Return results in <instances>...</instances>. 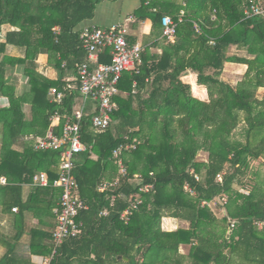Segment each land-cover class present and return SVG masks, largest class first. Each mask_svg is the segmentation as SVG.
<instances>
[{"label":"trees","instance_id":"16d2710c","mask_svg":"<svg viewBox=\"0 0 264 264\" xmlns=\"http://www.w3.org/2000/svg\"><path fill=\"white\" fill-rule=\"evenodd\" d=\"M103 1L0 0V37L4 26L12 29L0 40V98L9 100V105H0V178L8 180L7 186H0V205L22 228L6 241L8 251L0 264H34L14 246L27 232L31 214L39 219V228L30 231V254L46 258L53 252V210L61 190L32 187L25 199L24 186L40 173L56 180L61 152L37 151L35 141L18 148L17 142L45 137L56 113L61 120L53 131L62 134L65 116L73 114L79 98L63 75L66 70L78 74V67L88 61L78 28L94 18ZM250 4L173 0L161 3L154 13V5L143 1L135 11L138 21H152V48L162 54L152 56L150 48H144L140 73L124 74L108 130L95 132L92 115L84 118L82 142L87 149L77 156L74 176L88 210L78 217L83 224L79 236L58 249L52 264H187V259L191 264H264V230L256 226L264 221V190L249 196L235 189L250 159L264 160V93H259L264 90V19L245 16ZM167 14L177 24L174 42L160 40ZM9 46L15 55L8 54ZM41 55L58 71L57 80L38 70ZM111 60L109 50L100 57L103 64ZM228 63L247 66L237 86L222 80ZM9 68L17 69L25 90L9 83ZM190 72L199 86L207 87L209 102L195 98L192 85L184 82ZM52 89L65 94L62 104L51 101ZM194 92L200 95L198 87ZM26 105L31 107L30 118ZM242 125L243 141L235 137ZM120 146H131L121 155L128 171L124 178L114 157ZM202 152L206 161L198 159ZM106 180L118 185L102 193L99 187ZM141 181L155 188L142 194L143 204L125 223L121 214ZM221 196L228 204L227 215L219 220L202 203ZM104 211L109 215L102 216ZM166 218L189 227L165 231ZM183 247L189 248L188 255L181 253Z\"/></svg>","mask_w":264,"mask_h":264},{"label":"built area","instance_id":"2783aa9c","mask_svg":"<svg viewBox=\"0 0 264 264\" xmlns=\"http://www.w3.org/2000/svg\"><path fill=\"white\" fill-rule=\"evenodd\" d=\"M250 3V7L245 10V16L247 18L259 17L264 19V0H250ZM183 15L184 12H182ZM162 27L163 38L174 42L177 24L173 18L165 16L162 19ZM195 28L197 32H200L197 25ZM128 36V28L121 23L109 28L88 26L81 30L80 42L82 48L88 53V61L78 67L77 74L84 105L78 111H74L71 116H65L61 136L55 135L53 128H51L45 137L38 139L35 143V150L37 151L61 152L59 177L56 180L51 182L46 173L37 174L33 178V186L35 187H52L62 191L59 204L54 211L57 219L52 240L54 249L42 264H52L58 249L67 240L79 236L82 224L78 222V217L82 211L88 210V206L80 198L79 185L74 176L77 156L87 149L82 142V122L86 116L84 107L88 101L96 105V112L91 118V126L95 132H104L112 126L113 115L118 110L115 98L121 94L119 84L125 73L139 74L143 63L142 53L144 47L138 43L130 44ZM106 50L110 51L111 63H99V58ZM92 65L96 67L93 68ZM51 97L52 102L62 104L65 94L57 89H52ZM54 118L61 119V116L56 113ZM129 148L131 146H121L114 151V157L118 159L120 175L123 178L128 175V171L121 160V155L125 149ZM132 148L135 149V146H132ZM195 178L197 181L200 180L198 175H195ZM217 179L218 182H222L223 175H219ZM0 185L7 186V179L0 178ZM117 185L118 181H105L99 187V191L103 193ZM154 188L153 183H143L141 181L138 193L132 196L129 207L121 214L123 222H130L133 214L143 204L142 194L149 193ZM185 189L194 194L188 185ZM216 201L219 202L215 205L218 207H225L228 204V198L221 196L211 202L204 201L202 206L212 208ZM13 212H18V209L14 208ZM101 215L108 216L109 212L104 211ZM256 226L260 230H264V221L256 222ZM231 228H234V223L231 224Z\"/></svg>","mask_w":264,"mask_h":264},{"label":"crops","instance_id":"0c3cea01","mask_svg":"<svg viewBox=\"0 0 264 264\" xmlns=\"http://www.w3.org/2000/svg\"><path fill=\"white\" fill-rule=\"evenodd\" d=\"M143 1H145L146 3L153 4L154 5L153 6L154 7L153 12L156 13L160 9L161 3H170L173 0H104L101 4H99L97 6L94 18L90 21L84 22L78 28V31L81 32L82 29H84L85 27H88V26H97V27H101V28H109L115 24L121 23V24H124L128 28V31H129L128 39L130 40V42L132 44L138 43V44H141L144 48H150V50H151L150 53L152 56H154L155 54L161 55L162 54L161 49L152 48L153 43L156 42L155 38L153 39V37L151 36L152 29H153L152 21L146 20V21L141 22V21H138L136 17H134L135 11L142 6ZM179 1H181V0H179ZM166 16L173 17L172 14H167ZM10 30H12L11 26H9V25L4 26V30L2 32L3 37H2L1 42L5 41L6 33ZM161 38H163V36L160 37V40H162ZM8 50L13 51V47L9 46ZM48 59L49 58L47 55H41L40 56V58L38 60V65H39L38 70L48 79L57 80L59 77L58 71H56L53 67H51L48 64ZM99 63H101L100 58H99ZM92 67L95 68L96 66L92 65ZM246 71H247V66H245V65L228 63L225 66V73L227 75H226V79H224V80L231 81L233 78H235V77H232L234 74H239L238 76H244ZM20 78H22L21 75H20ZM183 80L185 83L192 85L193 96L195 98L202 100V101H205V102H209V97L207 95V88L205 86H198V84L196 83V76L194 74H192V72L188 73V75L186 77H184ZM63 81L67 83L69 89L79 91V98L75 102L73 112L78 111L79 109H81L83 107L84 100H83V97H82L80 90H79V87H78L79 82H78V76H77L76 72L73 70H66L64 75H63ZM24 87H25V85H24ZM195 87H198V89H199V94H200L199 96L196 95L194 92ZM18 90H20V89H18ZM2 99H4L6 101V103L3 106L9 105L8 98H2ZM95 112H96L95 103L88 101L84 107V114L86 116L87 115H94ZM60 120L61 119H55L54 117L52 118L53 130H54V128L59 127ZM38 139H41V138H38ZM20 140H23L24 143L31 142V141H35V143H36V141H37V140H35V137H33V136L25 137V138L20 139ZM60 164H61V162H60ZM118 167H119V164H118ZM119 170H120V167H119ZM59 171H60V165L58 168V177H59ZM3 178H6V177H3ZM106 181H108V180H106ZM103 182H105V181H103ZM32 187H35V186H33V183L31 185H25L24 186V198L25 199L29 195ZM56 190L60 191L61 189H56ZM61 194H62V191H61ZM79 195H80V193H79ZM0 199H2V198L0 197ZM58 204H59V202H58ZM58 204H56V207L54 208L53 212L57 208ZM16 213H18V212H16ZM181 222L182 221H179V220L166 218V219H164V221L162 223V225H163L162 228L165 231H169V232L174 231V230H177L179 228L176 225L180 224ZM184 223H186V222H184ZM54 224H57V219H56V221H54ZM187 225H189V224L187 223ZM82 226H83V224H82ZM25 227H26L27 232L23 235V237L21 238V240L19 242L14 244V246H16V248H17L16 252L18 255L24 254V255L30 257L32 263H34V264H42V262L48 257L44 258L41 256L31 255L29 252V244L31 242L30 231L32 229L39 228V219L35 218L32 214L28 215L26 218ZM174 227H176V228L174 229ZM21 229H22L21 225L14 223L13 217H11V215L3 213L1 205H0V260L6 255V253L8 251L6 241L11 240V237L14 236ZM52 233H54V231ZM52 237H53V234H52Z\"/></svg>","mask_w":264,"mask_h":264},{"label":"rangeland","instance_id":"374dc122","mask_svg":"<svg viewBox=\"0 0 264 264\" xmlns=\"http://www.w3.org/2000/svg\"><path fill=\"white\" fill-rule=\"evenodd\" d=\"M2 37H3V33L0 37V40H2ZM238 53L245 54L243 52H238ZM8 54L15 55V52L8 50ZM16 55H20V53L16 52ZM226 75H227L226 73L223 75L222 80L226 79ZM238 75L239 74H234L232 77H235V78H233L231 81H229V80H224V81L226 83L231 84L232 86H237L241 82V80L243 79V76H238ZM7 77H8L9 83L13 84L17 89L25 90L23 78H20V74L18 73L16 68H9ZM259 93H260V95H262L264 93V90H261V92H259ZM207 95L209 97L208 89H207ZM49 97L52 101L51 91H50ZM4 101H5L4 99H2V98L0 99V105L1 106H3L6 103V101L5 102ZM25 111H26L27 116L30 118L31 117V107L29 105H26ZM242 131H243V125L237 129V131L235 132V137L238 139H241L243 141L244 137L242 136ZM35 139H38V138H35ZM24 144L25 143L23 142V140H19L17 142V147L22 148ZM198 159L200 161H206L207 160V154L204 152L199 153ZM240 181L241 182L235 186V189L238 190L239 192H241L242 194H247L250 196L254 192L264 190V160L263 159H250L249 170L247 171L246 175L240 177ZM216 203H219V202L216 201L214 203V205H212L213 209L212 208L211 209H212V212L215 214V217H217V219L221 220L225 215H227V210L225 207L215 206ZM163 221H162V223H163ZM176 226L179 228H188L189 227V225H187V223H184V222H181L180 224H178ZM162 227H163V225H162ZM175 228L176 227H174V229ZM181 253L188 255L189 254V248L183 247L181 249ZM186 263L191 264V261L189 259H187Z\"/></svg>","mask_w":264,"mask_h":264}]
</instances>
